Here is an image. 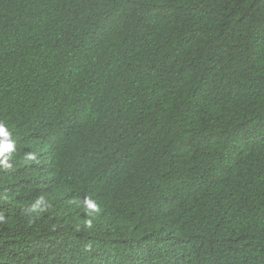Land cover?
I'll return each mask as SVG.
<instances>
[{"label":"trees","instance_id":"obj_1","mask_svg":"<svg viewBox=\"0 0 264 264\" xmlns=\"http://www.w3.org/2000/svg\"><path fill=\"white\" fill-rule=\"evenodd\" d=\"M0 129V264H264V0H0Z\"/></svg>","mask_w":264,"mask_h":264},{"label":"clouds","instance_id":"obj_2","mask_svg":"<svg viewBox=\"0 0 264 264\" xmlns=\"http://www.w3.org/2000/svg\"><path fill=\"white\" fill-rule=\"evenodd\" d=\"M0 131H3V130L0 129ZM5 135H6V134H5ZM3 150H5V151L10 150V145H9V144H4V146H3Z\"/></svg>","mask_w":264,"mask_h":264}]
</instances>
